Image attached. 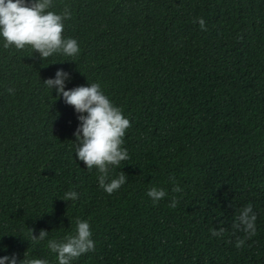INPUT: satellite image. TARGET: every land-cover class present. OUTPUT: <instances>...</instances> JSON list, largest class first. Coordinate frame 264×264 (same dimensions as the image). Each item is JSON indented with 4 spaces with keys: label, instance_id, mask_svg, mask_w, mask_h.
<instances>
[{
    "label": "trees",
    "instance_id": "obj_1",
    "mask_svg": "<svg viewBox=\"0 0 264 264\" xmlns=\"http://www.w3.org/2000/svg\"><path fill=\"white\" fill-rule=\"evenodd\" d=\"M53 5L70 6L63 36L77 40L76 57L43 61L0 37V257L58 264L48 240L74 234L80 218L95 251L72 264H264V0ZM60 69L71 76L65 90L98 82L130 121L129 159L108 173L127 181L111 195L76 156L74 107L44 84ZM152 187L167 196L153 203ZM67 191L78 199L62 200ZM249 203L247 238L232 224ZM32 229L48 237L32 240Z\"/></svg>",
    "mask_w": 264,
    "mask_h": 264
},
{
    "label": "clouds",
    "instance_id": "obj_2",
    "mask_svg": "<svg viewBox=\"0 0 264 264\" xmlns=\"http://www.w3.org/2000/svg\"><path fill=\"white\" fill-rule=\"evenodd\" d=\"M53 0H0V37L3 38L5 49L15 48L24 50L31 48L34 53H39L44 61L54 54L62 53L67 57H76L79 54L77 40L64 38V21L71 19L70 6L66 5L63 11L57 14L49 11L53 7ZM199 23L201 30L206 29L203 18L194 20ZM70 73L60 69L55 78H49L44 84L57 91L58 99L63 98L65 104L73 106L80 121L74 135L76 137V156L83 161L87 169L93 168L99 172V186L109 195L119 190L127 181L124 172L118 178L108 181L110 166H119L121 162L129 159L126 148H122L127 129L131 127L129 119L125 118L122 110L109 100L103 93L100 83H90L88 86H78L65 90L66 81L70 80ZM9 88V93H14ZM86 113V115H85ZM174 187L172 191H182L175 178H170ZM166 190L152 187L147 195L158 203L167 196ZM78 199L76 191H67L62 200L70 202ZM178 201L173 197L169 207L175 208ZM257 216L253 206L249 203L235 216L232 224L234 231H243L247 238L256 234ZM72 222V221H71ZM32 240L43 241L48 237V232L40 230L39 236L33 234ZM225 232L221 227L219 230L212 229L211 234L220 237ZM90 224L88 221L76 218L74 234H69L63 240H48L47 247L57 255L58 264H72L81 255L95 251ZM245 240L238 239L236 247L244 245ZM26 255V254H25ZM0 264H17V257H0ZM20 264H48L44 259H24Z\"/></svg>",
    "mask_w": 264,
    "mask_h": 264
}]
</instances>
